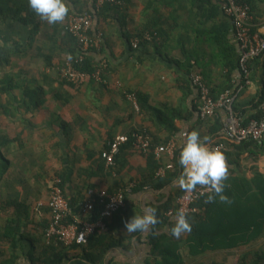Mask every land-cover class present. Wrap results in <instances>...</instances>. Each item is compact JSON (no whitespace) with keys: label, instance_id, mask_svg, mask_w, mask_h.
I'll list each match as a JSON object with an SVG mask.
<instances>
[{"label":"crops","instance_id":"obj_1","mask_svg":"<svg viewBox=\"0 0 264 264\" xmlns=\"http://www.w3.org/2000/svg\"><path fill=\"white\" fill-rule=\"evenodd\" d=\"M67 2L73 12L86 11L87 7L92 9L93 5V0ZM156 6L158 13L153 10L152 0H125L124 9L118 14L120 18L107 25L104 44L93 52L98 61L107 63V79L104 82L89 80L80 88L72 87L56 73V70L64 67H60L58 57L54 60V64H58L56 69L50 68L43 57L36 56L39 44L35 43L31 49L27 46L26 51L29 50L21 59H26L22 64L24 77L20 78L34 79L36 86L42 87L37 93L40 105L33 110L24 106L12 109V117L4 115L0 118V128L13 140L7 144L10 151L6 152L5 149L11 160L6 174L8 182L0 185V264H33L30 258L36 257L42 260L38 264L60 261L56 253L47 257L41 254L39 246L42 244L43 226L48 225L52 216L49 208L50 185L58 173L65 177L66 194L71 199L72 194L75 196L74 203L71 199L69 201L70 220L82 216L90 219L91 214L82 212V205L100 191L114 193L120 185L130 180L138 185V188L136 186L129 193L123 212L111 219L113 228L110 236L117 244L97 263L93 262V249L69 247L66 251L69 258L64 259L67 264H149L164 255L168 259L177 257L174 263L182 259L180 264H239L243 257L250 264L256 254L264 253V229L249 244L230 248L217 247L220 243L231 240H243L242 237L246 234L242 235L244 233L238 228H247L251 221L247 216L232 215L236 207L227 204L232 202L229 199H219L213 203V217L208 220L210 225L206 226L205 231L202 229V233L199 232L197 247L206 250L199 255L190 253L189 232L183 233L179 238L172 235L171 228L175 225L177 214L167 215V220L158 222L143 233H129L124 227L125 222L134 214L142 215L146 208L156 209L175 193L179 187L178 178L183 172L175 176L171 183L160 186L159 179L151 176L155 163L147 159L146 154L142 153L144 151L137 150L134 145L123 148L116 157V170L111 171L105 163L103 150L118 136L149 130L150 135L156 137L157 146L166 144L167 140H174L175 154H180L187 134L191 130H198L202 121L198 110V91L187 73L188 66L197 60L205 68L208 67V73L216 79H223L224 73L212 53H208L209 50L205 53L209 49L208 42L203 40L199 31L203 28L189 7L179 8L178 3L174 7L167 6L162 0H158ZM174 10H177L179 19L165 27L162 38L156 42H139L138 47L133 46V39L138 37L135 35L146 25L150 15L168 19ZM259 18V29L264 33L263 9L260 10ZM97 21L95 18L92 29L97 27ZM57 24L59 22L52 24V27ZM172 25L175 26L173 33ZM12 35L16 36L15 33ZM28 35L29 28H26L19 39L27 41L30 37ZM57 43L56 51L64 59L66 54L61 49L68 47L69 43L61 38ZM53 49L49 51L53 53ZM197 67L202 68L200 65ZM260 73L259 69H254V79L248 80L240 90L238 107L246 116L254 112L249 100L261 89ZM235 76L239 82V72ZM131 91L146 93L150 103L161 112L154 115L141 110L140 105L137 109L128 98ZM225 120L226 112L220 109L207 120L208 123L201 129V137L208 136L209 128L216 124L220 127L218 133L224 135ZM212 142H207L210 147L214 145ZM156 160L157 163H162L161 168L166 172V166L173 161V157L162 153ZM235 161L229 165L235 168L233 175L238 178L250 182L255 174L264 175V152L256 156L246 151ZM9 191L14 195L19 193L22 205L19 207L18 217L27 234L22 241L25 249H22L20 243L18 249L13 250L11 241L3 236L6 221L14 214L11 208L6 211L1 208L4 195ZM245 206L239 205L238 208L243 209ZM189 220L195 222L197 217ZM221 227L228 228L230 233L220 232ZM153 235L166 236L162 241L167 242L174 252L180 251L181 257L174 252H165L162 245L156 246ZM33 243L37 246L35 245L34 257H30L29 251Z\"/></svg>","mask_w":264,"mask_h":264},{"label":"trees","instance_id":"obj_2","mask_svg":"<svg viewBox=\"0 0 264 264\" xmlns=\"http://www.w3.org/2000/svg\"><path fill=\"white\" fill-rule=\"evenodd\" d=\"M158 0H152V6L153 10L158 13V8L156 6ZM239 3L247 4L250 6V13L253 15L252 23L253 25V32H256L259 28V21L261 20L259 18L260 10L263 9L264 11V0H237ZM185 2V4L183 3ZM125 0H122V4H111V3H105L101 7L96 6V0H93L92 9L84 11H76L73 12L71 9L69 10L68 15L66 16L65 20L63 22H59V24L52 27V24H49L47 21H43L40 19V17L32 10L29 6L28 0H0V71H7L13 70L16 71L15 73H7L5 72V75H3L0 78V118L5 116L12 117L10 111L12 109H19L20 107L24 106L27 107V109L33 110L35 107H38L40 105V100L38 99L37 93L39 90H41L42 87L36 86V80L30 79V78H19V80H15V78L24 77V74L22 73L23 67L22 64H19V61L24 58L27 51L31 49L35 43L39 44L37 47V54L38 57H43L45 60V63L48 67L56 69L58 64H54L55 58L58 57L60 59V67L61 65L64 66L65 62L69 58H75L79 54L82 53L79 41L78 39L69 33V31L66 30V21L70 14H82V13H90L93 18H97V27L94 29H91V34L95 35L99 32H102L103 34V41L100 47L104 44L105 41V28L107 25H109L111 22H115V20H118L120 17V11L121 9H124ZM162 3L166 4L167 6H175L176 3H178L179 8L185 7L190 8L192 12H194L195 17L197 18L198 22L201 24L202 28L199 30L201 32V35L203 37L204 41L208 42V48L205 50V53H212L214 59L218 60L219 65L222 69H224L223 73V79L221 78H214L208 73V67L205 68L202 63L198 62L196 60V63L190 64L188 66V74L191 79L192 74H199L203 80L210 86L211 92L213 96L217 97L219 94H221L226 89H233L234 91H237L241 86L246 84L248 79L253 80L254 79V69H259L261 71L260 77H261V89L260 91L254 96L251 97L249 100V103L252 104L253 113L246 116L244 111L240 110V107H238V101L240 99V92L237 94L234 102V108L235 110L240 113L244 119L245 123H248L250 119L256 118V119H262L264 118V109L261 107V103L264 100V53L261 56L254 57L248 62V68L250 70V74L248 78H245V72L242 69L241 62H240V54L238 51V44L236 43L235 39L233 38L232 33V19L225 13L224 11V3L225 0H162ZM263 5V7H262ZM88 6V5H87ZM177 10H174V13H176ZM172 14L170 18L165 19L164 17L154 16L150 15V19H147L148 22H146V25L142 28L140 32H138L135 36H138L141 38L140 43H146L149 42L146 39H144V34L149 33L151 35L152 42L158 41L160 38L164 35L165 27L168 26V24H174L173 22H177L179 19V16L176 14ZM119 14V15H118ZM94 26V25H93ZM26 28H29V39L20 40L19 38L17 40H12V38H9L11 34H22L23 31L26 30ZM55 32H52L51 29ZM171 33L174 32L175 26L172 25L171 27ZM9 35V36H8ZM128 36V35H127ZM62 39L63 41H67L69 43L68 47L62 48L61 50L64 51L66 54V57L63 59L60 57V54L57 49V42L59 39ZM206 40H205V39ZM128 39L129 36H128ZM202 40V41H203ZM130 41V40H129ZM140 45V44H139ZM27 46L29 49L26 51ZM53 49V53H51L49 50ZM212 48V50L210 49ZM99 48L92 47L91 50L85 53V59L82 63H76L77 67L85 72L93 73L95 72L100 64L103 61H98L96 57L94 56L93 52L97 51ZM47 52L45 53L44 51ZM55 50V51H54ZM186 52V51H185ZM198 53V52H197ZM206 57V56H205ZM62 61V62H61ZM197 65H200L202 68H198ZM16 68V69H15ZM62 68L56 70V73L58 72V77L63 80V82H66L70 86L73 87L71 83H69L65 78L62 76ZM106 71L107 67H105L102 72L101 76L104 80H106ZM252 71V73H251ZM237 72L241 75V80H237ZM18 74V76H16ZM48 75V77H51L49 74L41 73ZM90 80H97L96 78L92 77ZM98 81V80H97ZM192 82V81H191ZM197 89V88H196ZM134 93L137 101L139 102V105L141 107V110L148 111L149 113H153L154 115L157 114L158 111L161 112L160 109L154 107L147 97L146 93L142 91H136V92H129ZM200 116V115H199ZM14 117V116H13ZM207 119L201 118V122L199 124L198 131L201 134V129L205 127V124H207ZM2 121L0 120V124ZM221 123V122H220ZM220 130V127L213 126L209 128V132H207V135L210 137L209 141H213L212 143H222L225 147V149L222 151L223 154L226 157V161L229 168V174L226 180L223 181L225 187H224V194L227 195L228 199L232 202L227 203L230 207H236V209L233 211L232 215L238 216V217H246L248 219H251L250 224L247 226V228H238L241 229L245 235L243 236V240H231L227 243H220L217 245L219 248H230V247H236L238 245L243 244H249L250 241L257 238L261 235L263 229H264V175L261 173L255 174V176L251 179V181L244 180L242 178H238L237 176L233 175V172L235 171V168L230 167V163L236 162L237 158L240 157V155L246 151L251 153L252 155L259 156L263 154L264 152V139L262 141H257L253 139H247L241 142L238 141H231L224 137L223 133L219 134L218 131ZM149 131V130H148ZM192 131V130H191ZM135 132H131L128 134V140L126 143L123 144L121 150L123 148H128L133 145L135 141L134 137ZM150 133V131H149ZM151 134V133H150ZM11 141H13L8 134L6 135L5 130L0 128V185L3 186V183L8 182L6 174L11 166V160L6 154V152H9V144ZM168 142L170 140H167ZM167 142V143H168ZM151 150L149 152H142L146 154L147 159L149 161H152L154 164L153 166V172L151 176H156L157 179H159L160 186H163L165 184L171 183L172 179L179 175L181 172H183V168L181 164L179 163L180 154H175L173 157V161L166 166L167 171L164 175L158 174V171L162 167V163H157L156 155L154 153V147L157 146L158 141H156V137L153 138L151 135ZM165 145V144H160ZM5 146L7 148H5ZM5 149L6 152H5ZM118 157V155H117ZM105 160V159H104ZM106 163V160H105ZM117 158L115 160L114 165H110L111 171L116 170L117 164ZM107 165V163H106ZM61 179V186L64 190V194L67 197V199L70 201V197L66 194L64 184H65V177H63L62 174H57ZM132 180L125 182L124 184L120 185L119 188H125L128 187ZM199 186V185H197ZM138 188V185L137 187ZM140 188V186H139ZM240 188L242 189L240 191ZM3 190V189H2ZM239 193H236V191ZM4 191V190H3ZM185 190L181 189L180 187L177 188L176 192L173 193L169 198H167L162 204H159V206L156 208V213L158 216V222L161 223L164 220H167V212L172 209L176 208V200L177 198L183 194ZM109 194H112V191L108 192ZM128 194H126V203L128 201ZM209 195H215L214 192L209 193L206 195L205 198L201 199L197 202V206L199 207V212L187 216L189 219L192 217H197V220L195 222H190L192 224V230L189 232V246H190V253L193 255H199L203 252H205V249L200 250L198 245V238H200V233H202V229L205 231L206 226L210 225L209 221L211 217H213L212 214V205L215 201L219 200V196H216V198L212 201H209L207 197ZM5 196V197H4ZM3 197V201L1 204V208H3L4 211H6L8 208H11L14 211V214H12L11 217H9L6 221V226L4 227V237L11 241V247L13 250L18 249L20 243L22 244V249H25L23 246V239L27 237V234L24 231L22 220L19 215V207L20 200H19V193L17 195H14L13 192L9 191L7 194H5ZM73 199H75L74 194L71 195ZM71 199L73 202L74 200ZM74 203V202H73ZM227 205V206H228ZM244 206L243 209H239L238 206ZM126 207V206H125ZM123 207L121 210L115 212L111 216L103 217L104 221L107 224V229L102 230L98 229L95 231L90 238L85 243H76L72 246H67L61 241L57 240L56 238H52L51 240H48L47 237V230L50 226V222L48 225L43 226V232L41 234V242L40 248H41V254H45V256H51L50 254L56 253V255L59 256L60 261L58 262H44L43 264H67L65 262V258H69L68 253L66 252L69 247H81L83 249H93L95 257L93 258V262L97 263L100 261L105 254L110 250V248L117 244V241L112 240L110 233L112 231V222L111 219L115 218L119 214H121L124 210ZM50 208V206H49ZM224 208V207H223ZM102 210L103 205L101 203H95V206L93 210L91 211V220H97L99 218H102ZM51 211V208H50ZM223 214V212H220ZM52 215V213H51ZM52 218V216H51ZM67 221H71L69 218ZM207 229V228H206ZM219 231H226V233H230V230L225 227L219 228ZM166 236H160V235H153V240L156 241V246H163L164 251L168 252L169 254L174 252V250L170 248L169 244L167 242H163L162 240ZM174 241V239H171ZM32 249L29 251V256L34 257V249L36 244H32ZM255 245V244H252ZM37 246V245H36ZM171 251V252H170ZM177 254L178 257H181L180 251L174 252ZM1 255V254H0ZM165 257V255H164ZM156 258L153 263L149 264H180L182 262V259L179 261H175L177 257L168 259L167 258ZM164 258V259H163ZM33 264H38V261H42L40 257L36 258H30ZM65 262V263H64ZM70 264H80L77 262H72ZM239 264H249L246 261V257H243ZM250 264H264V253L256 254L255 258Z\"/></svg>","mask_w":264,"mask_h":264},{"label":"built area","instance_id":"obj_3","mask_svg":"<svg viewBox=\"0 0 264 264\" xmlns=\"http://www.w3.org/2000/svg\"><path fill=\"white\" fill-rule=\"evenodd\" d=\"M105 3L122 4V0H96V6L98 8ZM250 9L249 5L239 3L237 0H225L224 3V11L232 19V33L238 44L240 62L245 72V78H248L250 74L248 62L264 53V33L259 28L256 32L252 31L254 24L252 23L253 15L250 13ZM93 25L94 19L90 13H73L68 16L66 21V30L78 39L82 53L75 58L67 59L61 70V74L63 78L76 88L84 86L92 77L100 82L105 81L101 76L102 70L107 67L105 61L93 73L82 71L76 65V63H82L84 61L85 53L91 50L92 47L100 48L102 44V32L96 35L91 34ZM143 37L147 41L151 40L150 34H145ZM140 41V37L134 38L132 42L133 46L138 47ZM191 81L198 91V110L201 118L207 119L215 116L220 109L225 110V138L238 142L247 139L257 141L264 139V118H252L248 123H245L244 117L234 108L235 98L242 89V86L237 91L226 89L215 97L211 92L210 86L199 74H192ZM128 98L139 109L135 94H128ZM261 107L264 109V100L261 103ZM134 137L135 141L133 145L137 150L144 152L151 150V135L147 130L134 133ZM127 140V135H121L108 143L102 152L107 165L115 164L116 157L121 152V148ZM212 148L219 149L220 151L225 149L222 143H214ZM175 151L176 142L174 140H170L165 145L154 147L156 157H160L162 153H167L169 156L174 157ZM158 174L164 175L165 169L161 168ZM136 186V182L133 181L130 182L128 187L120 188L112 194H109L105 190L100 191L95 197L87 199L83 203L82 212L90 214L95 203H101L103 205L102 218L91 220L82 216L68 222V216L71 215V205L64 194L61 179L55 176L50 185L49 206L51 208L52 218L47 230L48 240L56 238L67 246H72L76 243H85L98 229H107V224L103 217L111 216L125 207L126 194L132 192ZM212 192L213 190L210 187L201 185L197 186L192 192L185 191L177 198L176 208L170 209L166 214L172 216L177 214L180 209L184 210L186 216L198 213L200 210L197 202Z\"/></svg>","mask_w":264,"mask_h":264},{"label":"clouds","instance_id":"obj_4","mask_svg":"<svg viewBox=\"0 0 264 264\" xmlns=\"http://www.w3.org/2000/svg\"><path fill=\"white\" fill-rule=\"evenodd\" d=\"M29 6L49 24L63 22L69 13L67 0H28ZM209 136L201 137L198 130L190 131L184 141L179 163L183 168L178 178L179 187L187 192L195 190L197 185L210 187L215 195L207 199L212 201L219 196L221 201H228L224 194V183L229 174L226 157L222 151L212 148L207 143ZM203 194V193H202ZM158 223L156 209L146 208L142 215L134 214L125 222L127 232H146L151 226ZM192 224L183 209L176 216L175 225L171 228L172 235L179 238L183 233L191 232Z\"/></svg>","mask_w":264,"mask_h":264},{"label":"rangeland","instance_id":"obj_5","mask_svg":"<svg viewBox=\"0 0 264 264\" xmlns=\"http://www.w3.org/2000/svg\"><path fill=\"white\" fill-rule=\"evenodd\" d=\"M9 36V35H8ZM19 37H21V34H16V36L14 37V35H10V37L9 38H12V40H16V39H18ZM25 61H26V59H24ZM24 60H20L19 61V64H23L25 61ZM16 69V68H15ZM8 71V72H7ZM7 71H5V72H7V73H15L16 71H13V70H7ZM5 72L4 71H0V78L3 76V75H5ZM16 76H18V74H16ZM19 76L17 77V78H15V80H19ZM262 250H263V252H264V245H263V247H262Z\"/></svg>","mask_w":264,"mask_h":264}]
</instances>
